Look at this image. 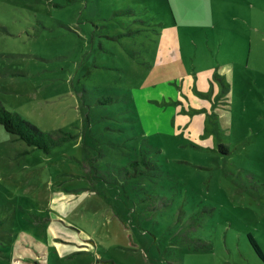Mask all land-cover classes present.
<instances>
[{
  "label": "rangeland",
  "instance_id": "1",
  "mask_svg": "<svg viewBox=\"0 0 264 264\" xmlns=\"http://www.w3.org/2000/svg\"><path fill=\"white\" fill-rule=\"evenodd\" d=\"M0 101V264H264V0H0Z\"/></svg>",
  "mask_w": 264,
  "mask_h": 264
},
{
  "label": "trees",
  "instance_id": "2",
  "mask_svg": "<svg viewBox=\"0 0 264 264\" xmlns=\"http://www.w3.org/2000/svg\"><path fill=\"white\" fill-rule=\"evenodd\" d=\"M0 126L12 134L17 135L19 139L25 141L28 145L39 148L45 152H48L52 147L62 143L71 135L59 130L57 132H45L38 127L22 118L18 113L12 112L6 109L0 101ZM142 151V150H141ZM142 163L148 169L153 166V163L146 159L144 154H141L139 158L130 161L129 166L133 168V174H142L145 171L139 169V164ZM125 170L127 167L125 166ZM250 242L263 257L261 250L255 240L250 237Z\"/></svg>",
  "mask_w": 264,
  "mask_h": 264
}]
</instances>
